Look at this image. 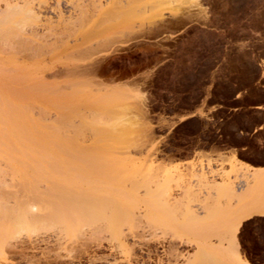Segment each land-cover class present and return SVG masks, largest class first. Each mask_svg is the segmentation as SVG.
<instances>
[{"label": "rangeland", "instance_id": "obj_1", "mask_svg": "<svg viewBox=\"0 0 264 264\" xmlns=\"http://www.w3.org/2000/svg\"><path fill=\"white\" fill-rule=\"evenodd\" d=\"M2 1L0 10H7L6 14L1 10L0 17L9 16L8 6ZM12 2L17 5L16 0H7L6 4L12 7ZM57 2L61 3L65 12L63 16L66 18H62L74 27L69 28L72 32L75 30L74 34L68 31L67 20L64 22L68 30L62 28L65 24L56 15L57 12H43L40 16L43 21L38 24L43 27L38 26V30L36 27L32 30L25 27L19 30V37L15 36L25 41L24 46L27 43L25 48L19 45L21 41L12 37L11 41H17L16 44L12 41L16 46L9 45V40L6 52H0V63L3 65L0 64L2 97L3 93L10 92V87L15 93L23 92L19 93L20 97L18 94L13 96L15 99H12L11 107L14 108L15 103L20 105L18 109L23 119L28 118L30 126L33 124L29 120L36 122L34 127L38 129L27 124L30 129L23 134L28 135L26 131L36 130L42 138L37 132L29 133L31 136L33 134L30 139L38 137L35 142L40 143L37 144L41 146L45 143L48 146H41L43 151L38 150L39 146L34 142L30 144L25 134L27 142L25 138L23 142L35 146L36 152L46 154L48 151L49 154V160L43 153L37 158L38 155L32 150L33 147L30 150L29 145V148L20 149L24 150L23 156L20 151L21 154H17L14 160L11 158L15 167L0 157L4 163L0 162L1 180L6 182H0L3 187L1 189L0 186L1 204L7 202L4 210L7 206V211L10 208L11 212V207L16 208L17 203L18 209L13 208L12 212L17 213L13 216L15 219L19 218L18 215H25L20 217L24 220H21L22 224H19L20 219L14 221L21 227L25 224L23 233L21 229L20 233L17 232L20 226L14 224L16 233L13 231L11 235L8 229L15 227L9 223L14 218L10 215L6 223L0 214V223L7 224L8 231L5 232L10 234L4 232L5 227L4 237L0 232V264H130L133 261L139 264H177L173 256L169 257L174 252L173 248L182 254L178 264H201L199 246L229 243V235L242 209L264 203V170L254 169L240 160L254 163L264 161V131L252 137L236 135L240 130L250 133L264 121V116L257 113L259 108H256L264 105V0H51V5L54 7ZM23 11L15 21L24 16ZM46 17H51L52 21ZM70 18L74 20L70 21ZM48 21H55L62 27L51 24L57 28L52 27L55 30L51 33L52 28L49 29L50 25L46 24ZM8 23L3 21L0 24V33L8 29ZM45 28L51 31L47 33L53 37H46ZM179 30L181 34L175 36ZM35 31L36 34H32ZM39 33L47 39L38 36ZM34 36L38 39L36 44L26 41ZM41 38L46 43L54 41L52 47L47 48L48 43L43 44ZM54 43L55 50H51ZM1 50L3 47H0ZM12 52L17 54L13 55ZM4 56L8 58L4 59ZM4 61L8 62V66L12 64V67L6 66ZM3 67L15 71L9 70L11 73H8ZM11 74L13 76H9ZM20 75L22 78L17 79ZM124 80L126 84L134 85H110ZM3 85L9 89L4 90ZM52 91L54 93L50 94ZM235 96L237 99L234 102ZM19 100L22 102L19 103ZM28 104L35 109L29 108ZM199 104L209 111V115L200 112L199 117L187 121L190 117H182L180 121L184 122L179 124L169 123L165 118L180 108L192 109ZM219 105L235 110L229 113L228 108H219ZM40 108L45 110L44 115L39 113ZM30 109L32 111H28ZM108 111L111 113L108 114ZM58 117L64 120L58 121ZM138 118L139 121H136ZM69 120L76 125L73 122L70 124ZM69 124L70 127L67 126ZM129 124L131 128L127 133ZM147 125L151 126V130ZM115 126L120 127L118 131L114 130ZM140 126L144 128L139 129ZM92 129L97 136H93ZM42 130L49 135L48 138ZM114 131L128 135L117 133L115 136ZM81 132H85L83 138ZM240 145L248 148L221 160L205 156H198L197 160L186 164H171L162 160L169 156H190L201 148L227 149ZM25 151L29 152L28 155L35 154L31 157L37 162L30 156L28 160L25 159ZM22 158L26 162L32 160L34 164L38 160L41 163L47 160L46 164L53 161V164H60L59 169L64 166L67 173L70 172V177L69 174L68 177H57L52 182L57 189L45 179H33V182L32 179L24 180L21 170L26 163ZM17 165L20 170L13 171ZM13 172L16 177L21 175L22 182L16 179ZM18 183L22 184L21 190L19 185V188L14 185ZM244 183L246 189L243 188ZM42 187L43 190L49 188L45 191L56 194V198L53 195L44 197L46 193L42 195ZM28 195L32 199L35 195L38 202L60 199L61 204L58 199L56 202L60 201L57 203L63 206L68 204L69 214H73L71 218L68 217L70 221L65 218L67 214H63L59 216L62 221H56L60 224H57L58 227L36 232L39 225L31 219L34 210H28L31 216L26 217L25 210L31 204ZM24 200L27 203L21 205V209L18 206ZM34 204L32 208L39 217L38 210L42 207L36 202ZM49 205L47 203L41 211L46 209L48 212ZM91 205L93 207L90 208ZM0 206L2 209L3 206ZM45 211L40 215L44 216ZM3 225H0V231ZM31 229H35L36 233L26 232ZM239 229L236 243L241 255L251 264H264V217L254 216L242 223Z\"/></svg>", "mask_w": 264, "mask_h": 264}, {"label": "bare ground", "instance_id": "obj_2", "mask_svg": "<svg viewBox=\"0 0 264 264\" xmlns=\"http://www.w3.org/2000/svg\"><path fill=\"white\" fill-rule=\"evenodd\" d=\"M5 1V2H4ZM6 1L7 0H3L2 1V3H5V5H7L8 6V11L9 12H7V14L9 15V16H7V15H5L3 18L2 17H0L1 19H0V24H2V22L4 21H6V22H9L8 24H10L8 27H6V28H8V29H4V31H2L1 33H0V47H1V49H2V47H3V50H1L0 52H1V54L3 53L2 51H4V52H6V46L8 45V41L10 40L11 41V39L10 38H12V37H15V36H17V37H19V34H18V32H19V30H24V28L26 27V28H30L31 30H32V28L34 29L35 27H36V29H37V27L38 28H41V27H43L42 25H38L39 24V22L40 23H42V21L43 20H41V15H42V13L43 12H52V13H55V12H57L56 13V15H58V17L60 18V20H62L63 18L62 17H64V18H66L65 16H63V15H65L64 13V11H63V8H62V6H61V3L60 2H57V4L53 7L52 5H51V0H16V3H17V5L20 3V6H21V4L22 3H24V6L22 5L21 7L20 6H17V5H14L15 3L14 2H12L11 4H12V7H10L8 4H6ZM9 1V0H8ZM12 1V0H11ZM35 1H37V2H35ZM22 2V3H21ZM133 2V1H132ZM10 3V2H9ZM14 3V4H13ZM130 3V2H129ZM120 4V3H119ZM118 4V5H119ZM123 5V4H122ZM15 7L17 8L16 10H14L15 9ZM22 7H24V8H22ZM129 7V6H128ZM7 8V7H6ZM9 8H10V10H9ZM20 8H22V11H23V9L25 10V14H24V16L23 17H19L16 21H15V19H16V17L17 16H19V14H21V9ZM55 8V9H54ZM201 8V7H200ZM4 9H5V7H4ZM20 10V12H19V10ZM133 9V8H132ZM2 10V9H1ZM0 10V11H1ZM5 10H7V9H5ZM5 10H2V11H4L3 12V14H6L5 13ZM18 10V11H17ZM131 10V9H130ZM129 12V11H128ZM127 12V13H128ZM132 12V11H131ZM205 12V11H204ZM124 13V12H123ZM126 13V12H125ZM2 14V15H3ZM121 14V13H120ZM50 15V14H49ZM116 15H119V13L117 14L116 13ZM0 16H1V13H0ZM67 16V15H66ZM74 16V15H73ZM46 18H49V17H46ZM51 18V17H50ZM49 18V19H50ZM68 18V17H67ZM113 18V17H112ZM43 19V18H42ZM49 19H47V20H49ZM46 20V19H45ZM44 20V21H45ZM51 21H52V19H50ZM54 20V19H53ZM67 20V19H66ZM66 20L65 19H63L61 22H66ZM70 21H73V20H71V18L69 19ZM51 21H48V22H50V24L47 22L46 24H48V26H49V29H51L52 27L53 28H55L56 30H57V28L56 27H59V28H61L59 25V23H55V21H54V23L56 24H54L53 22H51ZM101 21V20H100ZM112 21V20H111ZM65 22H64V24H65ZM100 23V22H99ZM111 23V22H110ZM51 24H54L55 26H52ZM59 24V25H58ZM63 23H61V25H62ZM66 24H70V22L67 20V23ZM63 25V29H64V27L65 26H67V25ZM70 26L74 29V27L72 26V25H69V26H67L68 27V29L70 28ZM45 27H46V25H45ZM51 27V28H50ZM48 28V27H47ZM52 28V32L51 33H54V30L55 29H53ZM66 28V27H65ZM35 29V30H36ZM62 29V30H63ZM67 28L65 29V30H68ZM77 29V28H76ZM3 30V29H2ZM38 30V29H37ZM59 30V29H58ZM72 30V29H71ZM34 31V30H33ZM45 31H46V28H45ZM45 31H43V33L45 32ZM48 31V33H50L49 32V30H47ZM47 31L45 32V34L47 33ZM68 31H70V29L68 30ZM29 32H31V31H29ZM70 32H72V31H70ZM70 32H69V34H70ZM73 32H75V30H73ZM72 32V33H73ZM15 33V34H14ZM34 33V35L36 34V31L35 32H32V34ZM47 33V34H48ZM16 34H18V35H16ZM31 34V35H32ZM40 34V33H39ZM74 34V33H73ZM72 34V35H73ZM50 35L51 34H48V35H46V37H50ZM72 35H71V37H72ZM38 36H43V39L45 40V38H44V35L42 34H40V35H38ZM36 37L37 36H34V38L32 39V38H27L26 39V41L28 40V41H32L33 43H37V41H38V39L36 40ZM51 37H53L52 35H51ZM70 37V36H69ZM68 37V38H69ZM116 37V36H115ZM16 38V37H15ZM112 38V37H111ZM118 38V37H117ZM17 39V41L19 40V38H16ZM16 39H12V41L13 40H16ZM20 39H22V38H20ZM47 39V38H46ZM113 39V38H112ZM112 39H110V40H112ZM48 40H49V38H48ZM116 40H118V39H116ZM116 40H114V41H116ZM12 41H11V43H9V45H11L12 44V47L13 46H16V45H13V43L14 44H16L15 42H17V41H13V43H12ZM19 41H21V40H19ZM24 40H22L21 42H20V46H24L23 45V43L25 42H23ZM40 41L42 42V38L40 39ZM44 42V41H43ZM42 42V43H43ZM51 42V41H50ZM49 42V43H50ZM52 42H54V41H52ZM48 43V45H47V48H51L52 47V44L53 43ZM59 42V41H58ZM19 43V42H18ZM46 43V41L43 43V44H45ZM46 43V44H47ZM56 43H57V40H56ZM104 44H105V42H104ZM27 45V43L25 44V46ZM54 45H55V43H54ZM102 45V44H101ZM100 45V46H101ZM17 46H18V44H17ZM20 46L19 47H16V49L17 48H20ZM25 46H24V48H25ZM46 46V45H45ZM99 46V45H98ZM54 47H56V45L55 46H53V48L51 49V50H53L54 49ZM15 48V47H14ZM23 48V49H24ZM30 48V47H29ZM12 49V51H14L13 50V48H11ZM15 49V50H16ZM19 50H21V49H19ZM19 50H16V51H19ZM55 50V49H54ZM11 51V50H10ZM22 51V50H21ZM24 51V50H23ZM29 51V50H28ZM30 51H31V49H30ZM29 51V52H30ZM15 52V51H14ZM14 52H12L13 53V55H16L17 53H14ZM27 52V51H26ZM5 54V53H4ZM7 54V53H6ZM5 54V55H6ZM25 54V53H24ZM3 57V56H2ZM21 57V56H20ZM1 58V57H0ZM7 59L8 57H5L4 56V59ZM37 58V57H36ZM3 59V60H4ZM15 59V58H14ZM35 59V58H34ZM0 60H2V59H0ZM11 60V59H10ZM19 60V59H18ZM6 61H8V60H6ZM6 61H4V63L6 64L7 63V65L6 66H8V62H12V61H8V62H6ZM13 61H15V60H13ZM28 61V60H27ZM37 61V60H36ZM1 62V61H0ZM2 63V62H1ZM0 63V64H1ZM27 63H29V62H27ZM10 64V63H9ZM96 64V63H95ZM94 64V65H95ZM2 65V64H1ZM11 65V67H12V64H10ZM10 65L8 66V67H10ZM3 66V65H2ZM5 66V65H4ZM5 66V67H6ZM96 66V65H95ZM10 67V68H11ZM10 68H5L4 69V67L2 68L3 70H6V72H8V73H11V72H13V71H15V70H10ZM95 68V67H94ZM93 68V69H94ZM101 68V67H100ZM104 68V67H103ZM11 72H10V71ZM17 70V69H16ZM20 70V69H19ZM87 71H89V70H87ZM94 71V70H93ZM97 71V70H96ZM98 72V71H97ZM97 72H96V74H97ZM93 73H95V71L93 72ZM89 74V73H88ZM91 75H92V73H91ZM95 75V74H94ZM7 76V75H6ZM9 76H13L12 74L11 75H9ZM14 76H16V75H14ZM97 77V76H96ZM3 78H5L4 77V75H3ZM20 78H22L21 77V75L19 76V77H17V79H20ZM24 78V77H23ZM46 78V77H45ZM98 78V77H97ZM2 77L0 76V83L2 84ZM16 79V78H15ZM25 79V78H24ZM31 79H33L32 77H31ZM35 79V78H34ZM47 79V78H46ZM98 80V79H97ZM10 81V80H9ZM87 82V81H86ZM90 82V81H89ZM92 83H93V81H92ZM4 84H6V83H4ZM83 84L85 85V83L83 82ZM82 84V85H83ZM87 84V83H86ZM91 84V83H90ZM8 85H9V83H8ZM29 85V84H28ZM41 85V84H40ZM88 85V84H87ZM99 85H102V84H99ZM104 85V84H103ZM4 86V85H3ZM90 86V85H89ZM123 87H124V85H122ZM132 86V85H131ZM130 86V87H131ZM5 87V86H4ZM107 87V86H106ZM3 88V87H2ZM6 88L7 87H5V89L4 90H6ZM13 88V87H12ZM12 88L10 87V89L11 90H9L10 92H5V94L3 93V97H2V92H1V90L2 89H0V92H1V94H0V157L1 158H4V160L6 159V161H9V162H7V164L8 165H10V166H13V167H15L14 165V163H13V161L11 160V158L13 159V158H15V156L17 157V154L19 155V154H21V152L20 151H22V150H20V149H26V148H29V145L30 144H34L35 143V145H37V146H39V147H37L38 148V150L40 149V147L41 146H43V147H45V146H48V145H45V143H43L44 145H42L41 144V146L39 145V141H37V142H39L38 144H37V142H35V140H37V139H39V138H42L40 135V133L38 132V131H36V130H38V129H36L35 127H34V125H35V123L33 122V121H31V120H29L32 124H33V126H30V124L27 122V120H28V118H25L26 116L28 117V115H27V113L25 114L26 116H24V118L25 119H27V120H24L23 119V116L21 115V112L19 111V109H18V107L20 106H17V103H15L14 105H16V106H14V108H12L13 107V105H12V103L13 102H11L12 101V99H13V101H14V99L15 98H13V96H16V94H18L19 95V97H20V94L19 93H21V92H19V90L17 91V89L16 88H14V89H16V91L17 92H19V93H15V92H13L12 91ZM24 88V87H23ZM7 89H9V87L7 88ZM8 91V90H7ZM15 91V90H14ZM21 91V90H20ZM116 91H120V90H116ZM129 91V90H128ZM131 91V90H130ZM136 91V90H135ZM134 91V92H135ZM79 92V91H78ZM77 92V93H78ZM109 92V91H108ZM132 92V91H131ZM23 93V92H22ZM21 93V94H22ZM38 93V92H37ZM54 92L52 91L50 94H53ZM80 93V92H79ZM112 93V92H111ZM124 93H125V91H124ZM119 94H121L122 95V93H119ZM17 95V96H18ZM62 95V94H61ZM141 95V94H140ZM138 96V95H137ZM21 97H22V95H21ZM125 97V96H124ZM123 98V97H122ZM16 99L18 100V97H16ZM140 99H143V98H140ZM16 100V101H17ZM22 100H23V98H22ZM22 100L20 101L19 100V103L20 102H22ZM99 100H101V99H99ZM106 101V100H105ZM97 102V101H96ZM144 102V101H143ZM51 103V102H50ZM21 104H23V103H21ZM139 104H140V101H139ZM141 105V104H140ZM12 106V107H11ZM23 107H24V105H23ZM28 107H29V104H28ZM32 107V105H30V107L29 108H31ZM45 107V106H44ZM25 108H26V106H25ZM24 108V110H26ZM28 108V109H29ZM47 108V107H46ZM32 110L33 109H35V108H31ZM28 110V111H32V110ZM60 109H61V107H60ZM102 109V108H101ZM40 110H41V108H40ZM39 110V113L41 112V115L43 114H45L46 112H45V110H43V112H42V110L40 111ZM65 110H67V108L65 109ZM77 110V109H76ZM21 111H23L22 109H21ZM72 111V110H71ZM70 111V112H71ZM78 111V110H77ZM80 111V110H79ZM124 111V110H123ZM24 112V111H23ZM74 112V111H73ZM76 112V111H75ZM89 112V111H88ZM143 111H141V113H142ZM29 113V112H28ZM38 113V114H39ZM109 113H111V111L109 112L108 111V114ZM30 114V113H29ZM51 114V113H50ZM80 113H78V114H75V115H79ZM107 114V113H106ZM144 114V113H143ZM41 115H39V116H41ZM47 115V114H46ZM48 115H49V113H48ZM53 115V114H52ZM73 115V114H72ZM98 115V114H97ZM30 116L31 117H33L31 114H30ZM107 116H112V115H107ZM140 116V115H139ZM142 116V115H141ZM31 117H30V119H31ZM38 117V116H37ZM71 117V116H70ZM105 117H106V115H105ZM138 117V116H137ZM48 118V117H47ZM57 118V117H56ZM58 118H60V119H58V121L59 120H61L62 121V119L64 120V118L62 117V119H61V117H58ZM67 117H65V120H67L66 119ZM88 118V117H87ZM124 118V117H123ZM140 118H142V117H140ZM187 117H185V119H186ZM34 118H32V120H33ZM39 119H41L40 117H39ZM108 119H110L109 117L107 118V120ZM185 119H182V120H185ZM45 120H46V118H45ZM44 120V121H45ZM106 120V121H107ZM111 120V119H110ZM110 120H108V121H110ZM118 120V119H117ZM125 120V119H124ZM143 121H144V119H142ZM25 121V122H24ZM42 121H43V119H42ZM70 121V120H69ZM126 121V120H125ZM128 121V120H127ZM136 121H139V118H138V120H136ZM27 122V123H26ZM46 122V121H45ZM66 122V121H65ZM71 122H73V121H70V124H72ZM99 122V121H98ZM145 122V121H144ZM25 123H26V125H25ZM74 123V122H73ZM78 123V122H77ZM141 124L140 125H142V126H144V123L143 122H140ZM27 124H29L28 126H30V127H34L33 129H36L35 131H30V132H27L26 131V133H28V135H26L25 133V136H26V138L27 139H29L28 141H29V145H26L25 144V141L23 142V138H25V136H24V134H23V132H25V130L27 129V130H29L30 128H28V126H27ZM67 125V126H71V125ZM75 124V123H74ZM100 124H102V123H100ZM147 124V123H146ZM23 125H25V126H23ZM37 125V124H36ZM35 125V126H36ZM65 125V124H64ZM76 125V124H75ZM84 125V124H83ZM120 125H121V123H120ZM119 125V126H120ZM130 125V124H129ZM128 125V126H129ZM134 126H136L135 124H133ZM27 126V127H26ZM47 126V125H46ZM52 126V125H51ZM119 126H115L116 127V129H114V130H116V131H118L117 130V128H120ZM127 126V125H126ZM126 126H125V129H128V128H126ZM127 126V127H128ZM148 126V125H147ZM59 127V126H58ZM57 127V129H59ZM76 127V126H75ZM81 127V126H80ZM83 127H85V125L83 126ZM122 127V126H121ZM145 127V126H144ZM144 127H139V129L140 128H144ZM149 128L151 127V126H148ZM31 128V130H33ZM55 128V127H54ZM62 128H64V127H62ZM66 128V127H65ZM87 128V127H86ZM123 128V127H122ZM130 128H131V125L129 126V129L128 130H126L127 131V133H129V130H130ZM135 128V127H134ZM85 129V128H84ZM89 129V128H88ZM97 129H99V130H101L100 128H97ZM106 129V128H105ZM109 129V128H108ZM107 129V130H108ZM137 129V127L135 128V130ZM146 129H148L147 127H146ZM145 129V130H146ZM39 130H40V128H39ZM48 130V129H47ZM55 130V129H54ZM60 130V129H59ZM59 130H57V132L59 131ZM68 130V129H67ZM69 130H72V128H70ZM93 130V129H92ZM96 130V129H95ZM99 130H98V132H99ZM149 130V129H148ZM150 130H151V128H150ZM43 131V130H42ZM49 131V130H48ZM73 131V130H72ZM76 131V130H75ZM79 131V130H78ZM97 131V130H96ZM116 131H114V134H115V136H116V134L117 133H119L120 135L121 134H124V133H126V132H116ZM39 133V138L37 137L36 139H35V137H34V140L33 139H30L32 136H33V134H32V136L29 134V133ZM41 132V131H40ZM67 132V131H66ZM66 132H65V134H66ZM77 132V131H76ZM85 132H87V130L85 131ZM84 132V133H85ZM98 132H97V134H98ZM116 132V133H115ZM46 133V132H45ZM45 133H44V131H43V134L45 135ZM64 133V132H63ZM84 133H80L81 134V137H82V134L84 135ZM93 136L95 137V136H97V135H95V132H94V130H93ZM106 133V132H105ZM107 133H109V132H107ZM126 133V134H127ZM42 134V135H43ZM47 134V133H46ZM109 134H111V132L109 133ZM29 135H30V137H29ZM44 135H43V137H44ZM48 135V134H47ZM64 135V134H63ZM63 135H62V137H63ZM98 135H100V134H98ZM128 135V134H127ZM35 136H37V134L35 135ZM69 136V135H68ZM124 136V135H123ZM47 138L49 137V135L48 136H46ZM45 137V138H46ZM50 137H52V136H50ZM54 137V136H53ZM52 137V138H53ZM66 137V136H65ZM70 137V136H69ZM68 137V138H69ZM78 137V136H77ZM77 137L75 138V139H77ZM84 137V136H83ZM82 137V138H83ZM118 137L120 138V136L118 135ZM128 137V136H127ZM25 138V139H26ZM33 138V137H32ZM56 138V137H55ZM67 138V139H68ZM104 138V137H103ZM27 139H26V142H27ZM115 139V138H114ZM41 140V139H40ZM61 140V139H60ZM74 139H73V137H72V141H73ZM79 140H81V139H79ZM48 140H46V142H47ZM68 141V140H67ZM70 142H71V140H69ZM76 141V140H75ZM103 141V140H102ZM105 141V140H104ZM110 141V140H109ZM117 141V140H116ZM118 141H120V140H118ZM34 142V143H33ZM50 142H51V140H50ZM57 142V141H56ZM61 142V141H60ZM47 143H49V142H47ZM46 143V144H47ZM52 143H53V141H52ZM51 143V144H52ZM24 144V145H23ZM22 145H23V147H25V145L26 146H28V147H25V148H23L22 147ZM50 145V144H49ZM54 145H55V143H54ZM74 145V144H73ZM20 147H22V148H20ZM31 147H33V146H31L30 145V150H31ZM35 147V146H34ZM32 148V150H34L35 152H36V150H35V148ZM36 148V149H37ZM42 148V147H41ZM48 148H51V147H48ZM48 148H45V149H47L48 150ZM12 149H14V150H16V152H14ZM5 150V151H4ZM50 150V149H49ZM11 151H13V152H11ZM24 151V150H23ZM22 151V156H23V152ZM26 151H28V149L26 150ZM25 151V156H26V158L25 159H29V156H30V158L32 159V157L35 155H31V154H27V153H29V152H26ZM40 151H43L42 149H40ZM52 151V150H51ZM48 152V151H47ZM46 152V154H45V152L43 153V152H40L43 156H44V154H45V156H47V153ZM38 151L36 152V154L38 155H36L37 156V158L39 157V155H41ZM32 154H33V151H32ZM24 156V157H25ZM32 156V157H31ZM48 156H49V154H48ZM48 156L46 157L48 160H49V158H48ZM19 158H20V156H18ZM41 157V156H40ZM0 158V159H1ZM36 158V157H35ZM44 159H46L45 157H43ZM51 158V157H50ZM53 158H54V156H53ZM95 158V157H94ZM101 158V157H100ZM25 159L23 160V158H22V161H24L26 164H24L22 161H20V160H15V161H17V162H22V164H24L23 165V170H21L22 171V175L25 177V178H23L24 180L25 179H32V182H33V179H34V181L35 180H40L41 181V179H45V180H47V181H50L51 182V184H52V182H54L56 179H57V177H60V178H63V177H65V176H67L69 173H67V170H66V168H64V166H61V169H59V166H60V164H59V166H58V164H53V161H52V163H48V164H46L47 163V160H45V162L44 163H41V160H38V163L37 164H34V163H32V160L33 161H35V162H37V160H34V158L31 160V162H30V160H29V162H26L25 161ZM70 159V158H69ZM93 159V158H92ZM99 159V158H98ZM14 160V159H13ZM54 160V159H53ZM40 161V162H39ZM57 161V160H56ZM238 161V160H237ZM0 162H2V161H0ZM5 162V161H4ZM236 162V161H235ZM3 163V162H2ZM237 163H239V162H237ZM4 164V163H3ZM7 164H5V166L4 167H6V165ZM95 164H97V163H95ZM21 165V164H20ZM62 165H63V163H62ZM90 165V164H89ZM244 165V164H243ZM2 166V165H1ZM57 166H58V168H57ZM80 166V165H79ZM94 166V165H93ZM98 166V165H97ZM9 167V166H8ZM12 167V168H13ZM17 167H18V165H17ZM16 167V169L15 170H13V171H17V169H19V167L17 168ZM21 167H22V165H21ZM20 167V168H21ZM66 167V166H65ZM108 167H112V166H108ZM67 168H69V167H67ZM70 168H71V166H70ZM69 168V169H70ZM14 169V168H13ZM0 170H1V167H0ZM20 170V169H19ZM20 171V172H21ZM107 171V170H106ZM4 173V172H3ZM6 173H8L7 171H6ZM17 173V172H16ZM103 173V172H102ZM9 174H10V172H9ZM8 174V175H9ZM14 176H15V174H14V172L12 173ZM19 174H21V173H19ZM5 175V174H4ZM7 175V174H6ZM7 175V176H8ZM98 175H100V174H98ZM10 176V175H9ZM21 175H19L18 177H20ZM22 176V177H23ZM1 177H3V176H1V172H0V182H2L3 181V179L1 180ZM16 177V176H15ZM18 177H16V179H20V181H21V177L20 178H18ZM68 177V176H67ZM69 177H70V174H69ZM9 179V178H8ZM7 180V179H6ZM11 181H12V179H11ZM15 181V180H14ZM17 182H18V180H17ZM22 182V181H21ZM42 182H45V181H42ZM49 182V183H50ZM3 184H5L6 182H2ZM2 183H0L1 185H2ZM16 183V182H15ZM25 183H26V181H25ZM35 183H37V182H35ZM39 183V182H38ZM46 183V182H45ZM47 184V183H46ZM51 184H50V186H51ZM0 185V186H1ZM14 185H16V186H20V188H19V186H18V188L21 190V186H22V184H14ZM25 185V184H24ZM28 185H29V182H28ZM37 185V184H36ZM53 185V184H52ZM15 186V187H16ZM48 186V185H47ZM55 188H54V187ZM52 186V189L54 188V189H57L56 188V185H53ZM13 187V186H12ZM14 187V188H15ZM5 188V187H4ZM8 188V187H7ZM61 188V187H60ZM63 188V187H62ZM1 189H3V187L1 186ZM9 189H11V188H9ZM28 188H26V190H27ZM42 190H43V187L41 188ZM45 189H48V190H50L49 188H44V192L42 191V195H44V193H48V192H50L51 193V191H48L47 192V190L45 191ZM53 189V190H54ZM5 190V189H4ZM31 190V189H30ZM33 190H35L34 188H33ZM37 190V192H38V189H36ZM65 190V189H64ZM69 190V189H68ZM0 191H2V190H0ZM6 191V190H5ZM28 191V190H27ZM60 191V190H59ZM22 192H23V190H22ZM32 194L34 193V192H31ZM41 193V192H40ZM56 193V192H55ZM23 194V193H22ZM45 194V196L44 197H47V196H49L50 197V195H51V197H53L54 196V198H56L55 196H57L56 194L55 195H53L52 193L51 194H49V195H46ZM60 194V193H59ZM68 194V193H67ZM53 195V196H52ZM62 195V194H61ZM88 195H90V194H88ZM3 196V195H2ZM32 196V195H31ZM34 196L35 195H33V199H32V197H29V195L27 196V198H28V200L30 201V199H31V202H29V203H31V204H28L27 205V207H29V209L27 208L26 209V207H25V211H26V213L28 212H31L32 210H34V217H33V212L31 213V215H32V217H31V219L34 221V223L36 222V224L38 223V225H39V228L37 227L36 229H38L36 232H38V231H40L41 229L42 230H47V229H49V228H51V227H55V226H57V224L58 223H60L61 221H60V219H59V216L60 215H63V214H67V216H65V218H67V220L68 221H70L69 219H68V217L69 218H71L72 217V215L71 214H69V206H68V204H66L67 205V207H65L66 205H65V202H64V205L65 206H63V204L62 205H60L61 203H62V201L60 200V199H58V200H60V201H57V202H60V204L59 203H57L56 202V200L55 201H49V199L48 200H46V201H39L38 202V200H36L35 198H34ZM39 196V195H38ZM37 196V198L39 199V197ZM26 197V196H25ZM36 197V196H35ZM59 197V196H58ZM86 197V196H85ZM89 197V196H88ZM96 197V196H95ZM1 198V197H0ZM11 198H13V196L12 197H10V199ZM97 198V197H96ZM8 199V198H7ZM6 199V200H7ZM17 199H19V198H17ZM44 199V198H43ZM103 199V198H102ZM0 200H2V199H0ZM20 200H21V198H20ZM89 200H90V198H89ZM4 201V200H3ZM8 201V200H7ZM10 201H12V200H10ZM18 201V200H17ZM16 201V202H17ZM26 200H24V203H19V206L18 207H22L23 208V206H24V204L25 203H27V201L25 202ZM82 201V200H81ZM98 201V200H97ZM106 201V200H105ZM18 202H23V200L22 201H18ZM32 202H36L37 204H39V206H41L42 208L43 207H45V205L48 203H50V207L48 208L49 209V211L48 212H46L44 209L42 210L43 212L45 211L46 213H45V215L43 216V214L42 215H40L41 214V209L40 210H38V213H39V211H40V214H39V217H38V215L37 214H35V208L33 209L32 207H34V203H32ZM68 202H70V201H68ZM83 202H84V200H83ZM87 202H88V200H87ZM86 202V204H88V203H90V202H88L87 203ZM94 202V201H93ZM7 203V202H6ZM5 202L3 203V204H1V201H0V205H2L3 207H2V209H1V206H0V209H1V212H0V214H2V216H3V218H5V222L8 220V217L11 215V217H12V219L14 218L13 216L14 215H16V214H12V212H13V208L14 209H18L17 208V203H16V208L15 207H11V212L9 211L10 210V208H9V213H7L8 211H7V206H6V209L4 210V207H5V205L4 204H6ZM96 203V202H95ZM34 204V205H33ZM91 204H92V201H91ZM7 205H9V204H7ZM21 205H23V206H21ZM30 205H33V206H30ZM93 205V204H92ZM90 206V208L91 207H93V206ZM256 205V204H255ZM80 206V204L78 205V207ZM96 206V205H95ZM83 208H84V206H82ZM20 208H19V213H21V211H20ZM21 208V209H22ZM30 208H32V209H30ZM40 208V207H39ZM85 208H86V206H85ZM89 208V207H88ZM87 208V209H88ZM98 208H101V206L100 207H98ZM98 208H96V209H98ZM118 208H119V206H118ZM117 208V209H118ZM80 209V208H79ZM119 209H121V208H119ZM3 210V211H2ZM28 210H31V211H28ZM82 210V209H81ZM93 210V209H92ZM18 211V210H17ZM24 211V212H25ZM83 211V210H82ZM95 211V210H94ZM101 211H102V209H101ZM121 211H122V209H121ZM239 211V210H238ZM7 214H6V213ZM14 212H16V210H14ZM72 212V211H71ZM85 212V211H84ZM87 212V211H86ZM242 213H241V216H239V217H237V219L235 220V224H234V227H233V230H232V232L230 233V235H229V239H230V242L229 243H227V244H222V245H219V246H199L198 247V252H200L201 253V264H251L246 258H244L242 255H241V253L239 252V249H238V247H239V245H237V243H236V234L238 233V231L240 230L239 228H240V226L242 225V223H244L245 221H249L251 218H253L254 216H260V217H264V203L263 204H257L256 206H254V207H251V209L250 208H247L246 207V209H242V211H241ZM18 213V214H19ZM27 213V215H26V217L27 216H31V215H29ZM240 213V212H239ZM9 214V215H8ZM25 214V213H24ZM7 215V217H5ZM35 215H37V216H35ZM71 215V216H70ZM81 215V214H80ZM25 216V215H24ZM24 216H19L18 215V219H9V221H11L9 224H11V227H15V228H10V229H6L7 227V222L5 223V222H3V223H5L6 225H3V223L1 222L0 223V225L2 224L3 225V227L1 226V228H2V230L0 231V232H3V228H4V232L7 230L8 232H10V234L11 235H13V231H14V233H16L15 232V230H16V226H20V225H17L16 224V222H14V221H16V220H19L20 219V222H19V224L21 223L22 224V222H21V220L22 221H24L22 218L24 217ZM43 216V217H42ZM64 216V215H63ZM20 217H22V218H20ZM25 217V218H26ZM28 217V218H29ZM36 217H38L37 219H39L38 221H37V219H36ZM62 217V216H61ZM118 217V216H117ZM28 218H26V219H28ZM35 218V219H34ZM42 218V221L40 220ZM64 218V220H66ZM82 218V217H81ZM7 219V220H6ZM30 219V220H31ZM63 219V218H62ZM73 219V218H72ZM29 220V221H30ZM31 220V221H32ZM58 220V223L56 222ZM1 221V220H0ZM30 221V224L32 225L33 224V221L31 222ZM54 222H56V223H54ZM66 223H67V221H65ZM12 223H13V225H12ZM18 223V222H17ZM24 223V222H23ZM40 223V224H39ZM14 224L16 225V226H14ZM42 224V225H41ZM49 225V227H48V225ZM52 224H53V226H52ZM62 224V223H61ZM24 226H25V224H23ZM22 225V227L20 228V227H17L18 229V231L17 232H19V229H21L20 231H22V233H23V230H24V226ZM51 225V226H50ZM58 225H60V224H58ZM65 226V225H64ZM58 227V226H57ZM61 227V226H60ZM23 228V229H22ZM28 229H29V226L27 227ZM44 228V229H43ZM15 229V230H14ZM27 230V229H26ZM41 230V231H42ZM34 231V232H33ZM2 233V235H3V237L5 236V233ZM12 232V233H11ZM26 232H30V233H36L35 232V229H31L30 231H26ZM20 233V232H19ZM1 234V233H0ZM6 234H9V233H6ZM9 234V235H10ZM20 235V234H19ZM31 235V234H30ZM11 237V236H10ZM9 236H8V239H11ZM6 238V237H5ZM65 238V237H64ZM124 239V238H123ZM125 242H126V240H124ZM172 249V248H171ZM174 249V248H173ZM172 249V251H174V252H172L173 254L172 255H169V257H171V256H173L174 258H175V260H174V258H173V260L175 261V262H177V264H178V260H179V258L180 257H182V254H180L179 253V251L177 252V250H173ZM150 251H152V250H150ZM153 254V253H152ZM150 255V254H149ZM192 257V256H191ZM172 258V257H171ZM191 259V258H190ZM189 259V260H190ZM172 260V261H173ZM132 261V260H131ZM130 264H139V262H135V261H133L132 263L131 262H129ZM171 263V262H170ZM198 263V262H197ZM174 264V263H173ZM189 264V263H188Z\"/></svg>", "mask_w": 264, "mask_h": 264}, {"label": "crops", "instance_id": "obj_3", "mask_svg": "<svg viewBox=\"0 0 264 264\" xmlns=\"http://www.w3.org/2000/svg\"><path fill=\"white\" fill-rule=\"evenodd\" d=\"M181 30L176 31L175 36H178L181 34ZM131 81V80H130ZM133 82H135V80H132ZM126 80L124 81H115L114 83H110V85L112 86H118V85H134L132 83L126 84ZM237 99V96H235L233 98V101L235 102ZM234 105V104H233ZM224 107V108H228L229 109V113L232 110V108L226 107V106H222L219 105V108ZM256 108H259V110L257 111V113L261 114L264 116V105L261 106H256ZM200 112H203L206 115H209V111L203 107L202 104H199L198 106H196L195 108L192 109H183L180 108L179 110L173 112V114L167 115L165 116V118L167 119V121L169 123L175 122V123H183L180 121V119L182 117H190L188 119H186L185 121L189 120V119H194L195 117H199L200 116ZM264 131V121L263 123L259 124L258 127L254 128L250 133L249 132H244L243 130H240L238 133H236V135L238 137H243L245 134L246 135H250L251 137L254 136L257 133L263 132ZM163 142H161V144H163ZM248 147L246 145H240V146H231L227 149H221V148H217V149H198L196 150V152L193 155L190 156H169L167 158H163L162 160H164L166 163H171V164H186L188 162L194 161L198 159V156H202V157H208V158H212L213 160H221L223 158H229L231 157L233 154H237V152H243L247 149ZM242 160L244 163L250 165L251 167H253L254 169H259V170H264V161L262 162H250L244 159H240ZM243 188L246 189V184H243Z\"/></svg>", "mask_w": 264, "mask_h": 264}]
</instances>
